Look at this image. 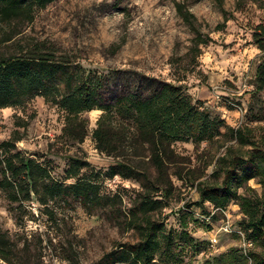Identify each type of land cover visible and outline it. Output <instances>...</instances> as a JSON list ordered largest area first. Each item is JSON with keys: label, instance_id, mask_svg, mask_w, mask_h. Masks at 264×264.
Masks as SVG:
<instances>
[{"label": "rangeland", "instance_id": "rangeland-1", "mask_svg": "<svg viewBox=\"0 0 264 264\" xmlns=\"http://www.w3.org/2000/svg\"><path fill=\"white\" fill-rule=\"evenodd\" d=\"M177 4L195 17L197 31L211 39L202 46L195 64H190L189 56L194 35L179 16ZM263 23L264 3L253 0H56L37 11L32 23L19 26L13 41L38 43L45 52L70 60L85 73L101 76L108 102L126 93L147 98L161 84L172 83L227 125L254 126L258 123L251 120L264 111V91L254 92L255 72L264 52L253 33ZM251 105L256 106L254 113L249 111ZM259 108L263 110L258 113ZM100 114L98 110L82 114L87 136L78 143L62 135L64 112L35 97L23 106L0 109V143L18 132L21 140L15 143L16 150L45 163L57 180L64 179L70 158L87 162L83 172L98 173L103 192L119 193L127 211L141 188L133 179L107 180L105 173L116 159L99 152L92 138ZM173 150L179 163L168 165L174 189L161 219L167 231L187 232L199 243H179L183 264H214L220 254L246 251L239 204L231 203L208 221L213 207L199 204L197 182L209 178L213 166L205 165L223 150L190 142L175 143ZM145 155L138 160L143 167H147ZM148 171L155 175L152 168ZM194 177L200 178L194 181ZM247 188L239 193L260 197L255 180ZM36 206L17 207L0 191V232L8 233L22 255L33 257L35 264H96L115 244L134 241L131 232L119 230L100 215H86L77 202L57 205V225ZM225 225L235 231L225 234L220 230ZM216 233L217 244L211 245Z\"/></svg>", "mask_w": 264, "mask_h": 264}, {"label": "trees", "instance_id": "trees-1", "mask_svg": "<svg viewBox=\"0 0 264 264\" xmlns=\"http://www.w3.org/2000/svg\"><path fill=\"white\" fill-rule=\"evenodd\" d=\"M54 1L0 0V109L42 97L64 112L62 135L78 143L87 136L82 114L100 111L92 138L99 152L116 159L105 173L107 180L133 179L141 190L126 211L121 195L103 192L99 174L84 173L89 164L79 158H70L64 179L57 180L45 163L16 150L21 136L13 132L0 143V191L5 198L20 208L37 204V211L54 225L59 221L57 205L77 202L86 215H100L119 230L131 232L134 241L115 244L96 264H183L179 243H199L187 232L167 231L161 219L174 189L168 165L179 163L173 145L216 146L217 152H223L206 163L205 168L213 166L209 178L197 182L199 204L208 203L217 210L239 204L244 215L241 232L251 247L220 254L214 264H264V111L251 120L258 124L232 127L193 103L181 86L172 83L161 84L147 98L126 93L106 101L101 76L85 73L70 60L45 52L38 43L13 41L19 26L32 23L36 12ZM177 10L194 35L189 56L190 64H195L202 46L211 39L197 31L192 14L179 4ZM253 40L264 52V23L255 28ZM263 91L264 57L256 68L254 92ZM255 109L249 107L251 113ZM143 155L148 158L147 167L138 161ZM151 168L155 175L148 171ZM252 180L261 187L260 197L239 193ZM33 259L22 255L8 233L0 232V264H35Z\"/></svg>", "mask_w": 264, "mask_h": 264}, {"label": "built area", "instance_id": "built-area-1", "mask_svg": "<svg viewBox=\"0 0 264 264\" xmlns=\"http://www.w3.org/2000/svg\"><path fill=\"white\" fill-rule=\"evenodd\" d=\"M34 205V204H33ZM35 206V205H34ZM217 211H219V212H224L225 210H217V209H214V211L211 213V215L208 217V219L206 218V221H208L209 220V218L214 214V213H216ZM202 219H205V218H202ZM220 230H222L225 234H229V233H232L233 231H235L234 229H231L229 226H227V225H225V226H223V227H221L220 228ZM239 231V230H238ZM240 232V231H239ZM239 232H237L238 234H239ZM240 235L242 236V240H243V242H244V245H246L247 247H251V242H249V241H247V240H245V237H244V235H243V233L242 232H240ZM217 233L215 234V236L211 239V242L209 241V243L211 244V245H215V244H217Z\"/></svg>", "mask_w": 264, "mask_h": 264}]
</instances>
